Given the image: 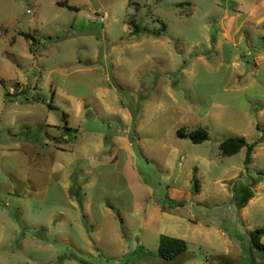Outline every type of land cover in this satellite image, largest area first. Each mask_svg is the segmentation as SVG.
<instances>
[{"label":"rangeland","instance_id":"374dc122","mask_svg":"<svg viewBox=\"0 0 264 264\" xmlns=\"http://www.w3.org/2000/svg\"><path fill=\"white\" fill-rule=\"evenodd\" d=\"M234 8L0 0V264H264L250 236L264 228V182L244 209L235 198L264 173V85L259 98L222 106L231 69H218L211 41ZM245 26L249 70L264 40ZM199 128L203 143L178 136ZM231 137L255 144L249 165L247 148L222 155ZM53 158L65 192L58 168L49 179ZM161 235L184 239L187 252L162 259Z\"/></svg>","mask_w":264,"mask_h":264},{"label":"crops","instance_id":"0c3cea01","mask_svg":"<svg viewBox=\"0 0 264 264\" xmlns=\"http://www.w3.org/2000/svg\"><path fill=\"white\" fill-rule=\"evenodd\" d=\"M235 2L238 3V8L232 10L235 16H230L229 13L225 11V20L229 22L233 20L232 25L229 26L227 22L221 28L222 38L217 37L211 40L214 42V52L222 59L218 64V69L220 70L225 67L231 69V75L222 89V93H224L230 101L222 104V106H239L237 100L250 91L256 93L255 96L259 98L264 85L263 80L259 78L263 71L262 67H264V45L254 49V52H256L254 54L255 66L249 70L244 68L240 60L241 50L239 49L246 39L249 42L252 41L253 34L245 26L247 22L253 24L254 33L258 34L264 40V0H235ZM229 47L233 51L228 58L226 54L229 52L227 49ZM248 55H253V53L249 52ZM200 58L203 59L202 57ZM260 114L264 115V107L261 109ZM59 128L61 129V127ZM56 143L57 141L54 142V147H56V149L64 150L56 146ZM48 159L51 160V158ZM57 168L59 170L58 179L59 181L63 179L64 186L62 189L63 192H65L66 169L64 165L62 166L60 163L56 164L55 158H53V172L52 174L49 173L48 176L49 179H51L52 176L56 175ZM62 175L63 178H61Z\"/></svg>","mask_w":264,"mask_h":264},{"label":"trees","instance_id":"16d2710c","mask_svg":"<svg viewBox=\"0 0 264 264\" xmlns=\"http://www.w3.org/2000/svg\"><path fill=\"white\" fill-rule=\"evenodd\" d=\"M60 6L67 7L69 9H74L73 6L68 5L66 2L60 3ZM141 28L135 25V32L139 33ZM155 35L159 36L158 33ZM27 38L29 35H25ZM63 117L65 119V130H69L68 128V115L63 113ZM178 136L181 138H185L189 136L191 140L200 144L209 139V134L206 129L199 128L191 133H186L184 129L178 130ZM59 143V140H57ZM56 143V145H58ZM247 148L248 154L246 159V165H249L252 162V156L255 149V144H249L245 137H231L224 139L220 143V149L223 156H233L241 152L242 149ZM264 182V173L260 172L258 178H254L251 180L249 185H242L235 190L236 194V203L238 209H244L248 206L249 202L255 197L254 189L260 184ZM195 191L197 193L200 192V184L197 178L195 177ZM123 223V221H122ZM251 241L255 249L264 253V243H262V238L264 237V228H258L257 230L251 232ZM188 250L187 242L184 239L170 237L167 235H161L160 237V248H159V256L167 261H173L176 258L180 257Z\"/></svg>","mask_w":264,"mask_h":264}]
</instances>
